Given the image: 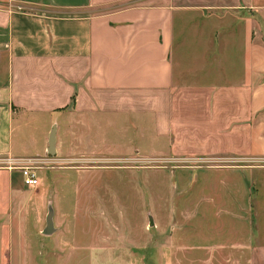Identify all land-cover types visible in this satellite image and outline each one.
I'll use <instances>...</instances> for the list:
<instances>
[{
    "label": "crops",
    "instance_id": "0c3cea01",
    "mask_svg": "<svg viewBox=\"0 0 264 264\" xmlns=\"http://www.w3.org/2000/svg\"><path fill=\"white\" fill-rule=\"evenodd\" d=\"M144 142L264 156V0H0V158ZM258 216L196 264H264Z\"/></svg>",
    "mask_w": 264,
    "mask_h": 264
},
{
    "label": "rangeland",
    "instance_id": "374dc122",
    "mask_svg": "<svg viewBox=\"0 0 264 264\" xmlns=\"http://www.w3.org/2000/svg\"><path fill=\"white\" fill-rule=\"evenodd\" d=\"M162 146L80 160L46 154L34 187L0 166V264H196L198 245L232 238L226 228L256 233L264 156ZM49 208L55 230L46 235Z\"/></svg>",
    "mask_w": 264,
    "mask_h": 264
},
{
    "label": "built area",
    "instance_id": "2783aa9c",
    "mask_svg": "<svg viewBox=\"0 0 264 264\" xmlns=\"http://www.w3.org/2000/svg\"><path fill=\"white\" fill-rule=\"evenodd\" d=\"M44 161L46 160L41 157H5L0 158V166L9 171L18 170L23 184L34 187L39 184L37 170Z\"/></svg>",
    "mask_w": 264,
    "mask_h": 264
},
{
    "label": "water",
    "instance_id": "95a60500",
    "mask_svg": "<svg viewBox=\"0 0 264 264\" xmlns=\"http://www.w3.org/2000/svg\"><path fill=\"white\" fill-rule=\"evenodd\" d=\"M53 144H54V130L51 131L50 139H49V145H50L49 152L50 153H53V150H54L52 149ZM150 224H152L151 219H150ZM54 230H55V227L53 224V210L52 208H49L46 214V217H45V227L43 228L42 233L48 235V234L53 233Z\"/></svg>",
    "mask_w": 264,
    "mask_h": 264
}]
</instances>
